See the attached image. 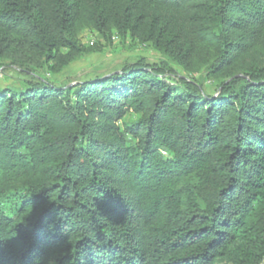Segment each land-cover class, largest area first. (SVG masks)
Instances as JSON below:
<instances>
[{
  "label": "trees",
  "instance_id": "16d2710c",
  "mask_svg": "<svg viewBox=\"0 0 264 264\" xmlns=\"http://www.w3.org/2000/svg\"><path fill=\"white\" fill-rule=\"evenodd\" d=\"M1 62L0 264H264V0H0Z\"/></svg>",
  "mask_w": 264,
  "mask_h": 264
},
{
  "label": "rangeland",
  "instance_id": "374dc122",
  "mask_svg": "<svg viewBox=\"0 0 264 264\" xmlns=\"http://www.w3.org/2000/svg\"><path fill=\"white\" fill-rule=\"evenodd\" d=\"M81 41L85 45L99 43L102 50L98 53L81 56L64 73L57 77L48 75L49 78H55L62 84H76L120 71L125 65H131L140 58H145L149 63H159L163 59L151 45H140L130 39L124 40L116 34L111 37L110 41H105L96 34L85 31L81 35ZM22 79H24L23 75L10 62L0 63V87L17 86ZM206 88L209 92L214 90L210 82L206 84ZM126 121L129 123L135 121V116H128Z\"/></svg>",
  "mask_w": 264,
  "mask_h": 264
}]
</instances>
